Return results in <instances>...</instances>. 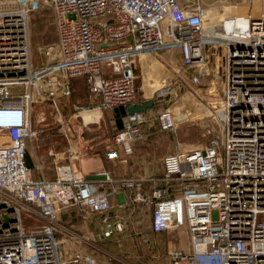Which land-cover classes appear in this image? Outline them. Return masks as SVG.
Instances as JSON below:
<instances>
[{
    "label": "built area",
    "instance_id": "2783aa9c",
    "mask_svg": "<svg viewBox=\"0 0 264 264\" xmlns=\"http://www.w3.org/2000/svg\"><path fill=\"white\" fill-rule=\"evenodd\" d=\"M257 1V16L228 15L208 29L198 1L187 8L179 0H0V264H98L91 252L63 247L57 215L75 206L99 216L103 237L121 231L110 214L115 188L99 186L106 182L127 189L131 205L152 207L154 232L186 224L187 248H168L164 264H264V0ZM41 6L53 10L57 39L35 64L30 18ZM143 52H169L171 62L163 60L189 86H220L211 97L215 126L205 127L203 143L164 154L160 175L104 173L94 181L74 168V152L51 151L53 175L37 161L34 177L26 155L42 130L32 125L33 104L49 105L58 122L137 105L144 94L135 67ZM80 77L89 101L77 106L72 81ZM156 105L153 122L126 115L105 145L107 159L131 155L148 126L178 127L172 111ZM59 130L67 137L68 127ZM79 239L95 245L89 236Z\"/></svg>",
    "mask_w": 264,
    "mask_h": 264
},
{
    "label": "crops",
    "instance_id": "0c3cea01",
    "mask_svg": "<svg viewBox=\"0 0 264 264\" xmlns=\"http://www.w3.org/2000/svg\"><path fill=\"white\" fill-rule=\"evenodd\" d=\"M197 1L203 7H205L204 5H208V0H192L191 2H188V0H179L180 4L187 8H191ZM227 1L230 4L228 6L221 5L222 8L234 7L236 8L235 14L241 11L242 5L248 3L251 5L253 2L257 3V0ZM215 2L222 3L223 0H216ZM205 10L206 12L208 11L206 8ZM247 15H251L250 12L246 13ZM208 20L209 18L206 19L205 24H209ZM213 25L214 23L211 24V26ZM211 26L207 27L210 28ZM135 69L136 72L139 69L146 75L143 77L142 83L148 96L154 93L156 96L164 93L166 87L172 81L169 69L162 62L158 61L154 55L147 52H143L138 56ZM73 86L72 102L74 103L75 101L73 99L75 98L76 92H79L78 82H73ZM86 95V102L84 104H87L89 101V92L87 90ZM147 101H151L152 106L144 109L141 113L149 122H153L157 110V105L154 104V100L151 97H142L137 104H142ZM119 108L125 109L126 115L128 114V108ZM91 112L97 113V120L100 119L102 112L99 111L80 114L77 117L80 119L78 122L71 121L72 130L67 134V137L59 129L52 130L49 149L55 153L56 157L63 156L64 152H74L76 158L71 160L74 168L86 178L94 181L103 180L104 173L112 179L124 176L148 177L161 174V157L166 153H164V146L161 148L159 143L162 141V144H164V137L167 132L158 131L154 125L151 127L148 126L146 127V138L133 142V153L131 155L124 156L120 151V157L118 159L110 160L105 156V145L118 130L115 123L116 119L121 116L120 110H106L103 113V120L107 127L98 134V139L92 137L90 123L94 122L88 120V126H84V115H91ZM81 115L83 116V121ZM63 139L65 140L64 142L62 141ZM43 150L39 148L35 154L29 150L27 151L26 164L32 170L34 177L39 176L38 170L36 169L37 161L40 162L43 167L42 170L45 173L50 176L54 173V157H45L46 152ZM99 186L104 190H109L112 187L115 188V193L110 197V214L112 221L122 223V230L114 231L110 237H103L98 215L89 214L75 206L63 208L57 215V223L59 227H64V229L58 230V237L66 250L80 249L91 252L95 255L98 264H164L163 258L166 250L171 247L180 248L176 243L179 229L154 232L151 229L150 214L146 215L143 212L142 206H134L129 203V191L127 189L120 188L117 183L109 182L99 184ZM146 187L150 188L147 185ZM80 235H86L92 238L95 241L94 247L81 241L79 239ZM154 251L158 252L161 256L158 262L150 259L151 253Z\"/></svg>",
    "mask_w": 264,
    "mask_h": 264
},
{
    "label": "rangeland",
    "instance_id": "374dc122",
    "mask_svg": "<svg viewBox=\"0 0 264 264\" xmlns=\"http://www.w3.org/2000/svg\"><path fill=\"white\" fill-rule=\"evenodd\" d=\"M192 0H188L191 2ZM216 0H208V5H204L208 11L206 12L207 18H209V24H205L206 26L214 25L218 22L219 19H222L228 15H233L236 12V8L234 7H226L222 8V6H228L230 3L227 0H223L222 3L215 2ZM257 3L253 2L251 5L244 4L241 6V11L236 13L238 16H246V13L250 12V17H255L257 13L260 11V2L256 1ZM222 5V6H221ZM214 6H221V7H214ZM259 9V10H258ZM223 10V11H220ZM33 18L30 21V40L32 46V55L33 58H37L35 55L39 54L40 49L42 47H35L33 33H32V23ZM213 25V27H214ZM51 29V28H50ZM209 29V28H208ZM50 32V31H49ZM170 53L162 54V57L159 58L155 56V58L162 62L170 71L172 81L164 93H160L161 96L158 97L155 93L151 96H148L145 92V88L143 85V77L145 73H142L139 69H135L136 74V82L140 93H143V98H150L154 100V104H161V108H169L175 119L181 123H179L178 127L171 132H167L164 137V144L162 141L159 145L164 146V153L172 152L175 150L181 149H189L200 145L203 143L205 137L203 136V132L206 126H215V120L213 119V115L215 112L211 108L214 104L212 103L213 99L212 96L217 97L218 92L220 91V86L211 83L210 80H205L202 83L198 84L197 86H189L186 84L182 79L178 78L177 74L174 72V66H168L166 61L171 62ZM170 58V59H169ZM173 59V58H172ZM172 61H175L173 59ZM79 92H76L74 103L77 106H82L86 102V90L82 82L78 83ZM215 92V93H214ZM215 107H217L215 105ZM158 108V107H157ZM102 111V115L99 120H97L98 114L92 113L91 115H84L85 121L90 120L91 122V132L92 137L98 139V134L102 132L103 129H106L105 121L103 120L104 116ZM73 120V121H72ZM79 118H66V116L62 117L61 120L58 122L56 120V116L54 110L49 105H42L40 103H35L32 106V125L35 128H40L42 130V134L38 137V139L33 140L32 143L28 145V150L36 153L39 148L44 149L43 151L46 152L45 157L50 156V144H51V133L52 130L59 129L61 126L68 127L69 132H71L72 122H78ZM97 120V121H96ZM96 121V122H95ZM220 135V134H219ZM63 137V136H62ZM65 141L64 139L62 140ZM40 146H39V145ZM160 162V161H159ZM151 206H144L143 212L148 215L151 211ZM218 217V212L214 210L212 212V218L216 219ZM24 218V224H25ZM26 226V224H25ZM177 245L180 248L186 249L189 243V236L187 233L186 224L179 227V233L177 238Z\"/></svg>",
    "mask_w": 264,
    "mask_h": 264
},
{
    "label": "trees",
    "instance_id": "16d2710c",
    "mask_svg": "<svg viewBox=\"0 0 264 264\" xmlns=\"http://www.w3.org/2000/svg\"><path fill=\"white\" fill-rule=\"evenodd\" d=\"M32 17H34L32 20L33 21L32 33H33L34 45L36 48L42 47L44 49L50 46L57 39V32H56V27L54 23L53 10L50 7L41 6L37 11L32 13L31 18ZM31 18H30V21H31ZM43 49H40L39 54L35 55L37 58L35 59L33 58L35 64H39L45 59L43 56V53L41 52ZM75 81L78 83L82 82L85 87V90L88 91L87 83L84 78L80 77V78L74 79L72 81V87H74L73 82ZM72 97H73V94H72ZM115 109H119L120 115H121L118 119H116L115 126L118 129H121L123 126V120L126 116V110L123 108H119V107ZM110 127L112 126L110 125ZM149 214H150V217L152 218V209L149 212Z\"/></svg>",
    "mask_w": 264,
    "mask_h": 264
},
{
    "label": "water",
    "instance_id": "95a60500",
    "mask_svg": "<svg viewBox=\"0 0 264 264\" xmlns=\"http://www.w3.org/2000/svg\"><path fill=\"white\" fill-rule=\"evenodd\" d=\"M151 106H152V102L151 101H147V102H144L142 104L133 105V106H130L128 108V113L129 114L141 113V112H143L144 109H147V108H149Z\"/></svg>",
    "mask_w": 264,
    "mask_h": 264
},
{
    "label": "bare ground",
    "instance_id": "6f19581e",
    "mask_svg": "<svg viewBox=\"0 0 264 264\" xmlns=\"http://www.w3.org/2000/svg\"><path fill=\"white\" fill-rule=\"evenodd\" d=\"M237 24L241 27H245L246 23L243 20H240L237 22ZM230 24L228 23L227 26H229ZM90 111H97L96 109H92ZM87 113V112H86Z\"/></svg>",
    "mask_w": 264,
    "mask_h": 264
}]
</instances>
